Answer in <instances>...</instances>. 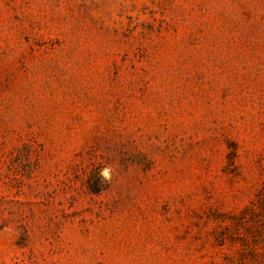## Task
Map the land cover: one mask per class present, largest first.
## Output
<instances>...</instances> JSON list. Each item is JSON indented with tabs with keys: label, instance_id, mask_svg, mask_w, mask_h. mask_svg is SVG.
Masks as SVG:
<instances>
[{
	"label": "rangeland",
	"instance_id": "1",
	"mask_svg": "<svg viewBox=\"0 0 264 264\" xmlns=\"http://www.w3.org/2000/svg\"><path fill=\"white\" fill-rule=\"evenodd\" d=\"M0 264H264V0H0Z\"/></svg>",
	"mask_w": 264,
	"mask_h": 264
}]
</instances>
